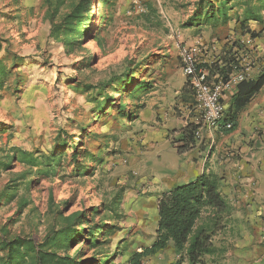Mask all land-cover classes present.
<instances>
[{
	"label": "rangeland",
	"instance_id": "rangeland-1",
	"mask_svg": "<svg viewBox=\"0 0 264 264\" xmlns=\"http://www.w3.org/2000/svg\"><path fill=\"white\" fill-rule=\"evenodd\" d=\"M72 1L63 0L60 14ZM89 1L82 39L67 47L49 41L46 0H0V64L6 69L0 84V227L10 238L42 242L60 212L88 209L95 224L114 232L99 247L79 240L68 253L81 264H129L132 251L156 238L163 178L179 158L167 137L173 123L163 118L182 115V50L194 49L206 68L233 47L253 77L264 67V10L263 21L248 23L259 34L252 37L238 20L242 6L229 9L227 22L197 30L182 24L199 0ZM143 81L148 89L130 99ZM97 99L105 102L102 109ZM122 104L138 117L120 113ZM147 110L157 126L148 124ZM256 132L261 193L250 202L237 199L228 225L215 236L221 251L205 264H264V124ZM55 143L60 164L48 167ZM176 257L169 246L144 264Z\"/></svg>",
	"mask_w": 264,
	"mask_h": 264
},
{
	"label": "trees",
	"instance_id": "trees-1",
	"mask_svg": "<svg viewBox=\"0 0 264 264\" xmlns=\"http://www.w3.org/2000/svg\"><path fill=\"white\" fill-rule=\"evenodd\" d=\"M46 1L49 6L46 16L49 22V41L67 47L80 42L82 39L81 24L88 20V18L81 19V17L84 11H89L87 7L90 1L76 2L73 0L70 11L61 14L59 11L63 0ZM230 1L233 0H199L194 12L183 22L182 26L201 30L209 23L216 24L219 20L227 22L230 18L229 9L242 6L243 12L238 16V20L245 25L247 33H250L252 37H257L259 34L250 30L248 23L250 20L263 21L264 0H247V2L235 0L228 6ZM104 19L105 17L102 21ZM89 46L88 44L87 47ZM233 49V47L228 48L217 60L205 65L210 79L216 75L218 79L226 80L235 69V65L240 63ZM28 64V62H23V65ZM5 73L6 69L0 64V84L3 82ZM136 73L137 71L130 77H134ZM118 81V79H113L111 83L116 87L119 85ZM263 86L264 67L255 78L250 77L238 84L228 118L232 122V128L227 129V132L237 127V115ZM146 89L148 87L146 88L145 81L141 82L130 99H133L135 95L139 97ZM180 97L186 102H191V106L194 107V92L187 76ZM124 102L127 103V100ZM96 103L98 108L102 109L105 102L97 99ZM138 107L142 109L145 104ZM126 109L127 104H122L118 111L127 113V117L131 119L138 117V114L130 115V111ZM200 127V123L188 122L180 129L172 130L171 144L179 154L196 146ZM59 148L60 146L55 143L46 164L48 167L60 164L61 154L56 155V150ZM14 149L18 150V148ZM77 161L78 159H75V162ZM233 210L234 205L221 191V177L212 172H204L190 183L163 191L157 202L156 238L151 246L144 247L142 251H132L128 260L129 264H144L146 257L153 256L169 246L175 249L176 259L158 264H205L207 257H214L220 253L221 248L216 244L215 236L225 230ZM97 211L98 207L92 209L93 213ZM113 232L109 227L103 228V225L95 224L93 218L89 216L88 209L69 215L60 212L56 223L42 242H36L32 237L24 235L10 238L4 227H0V252H3L0 255V264H81L79 258L68 253V250L79 240L90 241L93 247H99ZM98 236L101 238L99 239ZM80 253V249L76 251V254ZM103 259L100 258V263H103Z\"/></svg>",
	"mask_w": 264,
	"mask_h": 264
},
{
	"label": "crops",
	"instance_id": "crops-1",
	"mask_svg": "<svg viewBox=\"0 0 264 264\" xmlns=\"http://www.w3.org/2000/svg\"><path fill=\"white\" fill-rule=\"evenodd\" d=\"M211 79H218V76H212ZM237 89L238 85L226 90L223 95L224 120L226 121H230L228 118L232 110L233 96ZM163 94H168V92L164 90ZM165 98L167 97L165 96ZM157 99H163V97ZM156 102L159 103L158 100ZM177 107L181 110V116L171 117L170 115L168 118H163V122L173 123L172 127L166 129L167 137L170 139L172 130L180 129L188 122L198 123L199 121L198 114L191 106V102H186L179 97ZM166 111L169 112L170 109ZM160 112L162 113L164 110ZM147 119L149 125H155L157 120L156 117H152L151 110H147ZM158 123L157 121L155 126ZM263 124L264 86L239 112L237 127L234 130L227 132L224 125L218 129L204 128L201 138L193 149L182 154L177 152L179 158L176 159L179 161L175 160L176 163L169 166L171 167L168 168L170 176L167 175L163 178L165 185L162 192L190 183L204 172H212L221 177V191L234 206H239L241 201H237L238 198L250 202L258 193H261L258 188L261 184V174L257 171L259 158L256 159L258 156L256 149L259 138L256 130ZM156 131L157 128L154 129V132L147 134V142H149L151 134L157 133ZM173 148L175 149V147ZM150 157L147 154V162Z\"/></svg>",
	"mask_w": 264,
	"mask_h": 264
},
{
	"label": "built area",
	"instance_id": "built-area-1",
	"mask_svg": "<svg viewBox=\"0 0 264 264\" xmlns=\"http://www.w3.org/2000/svg\"><path fill=\"white\" fill-rule=\"evenodd\" d=\"M181 57L183 72L189 78L194 92L193 106L201 125L197 137L201 138L204 128L218 129L224 125L226 129H231L232 122L224 120L223 95L226 90L248 79L250 68L239 63L226 80H212L208 69L200 67L194 49L184 48Z\"/></svg>",
	"mask_w": 264,
	"mask_h": 264
}]
</instances>
